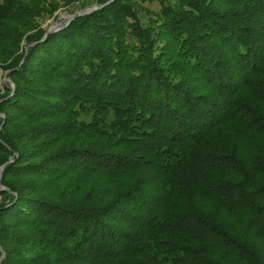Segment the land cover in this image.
Returning <instances> with one entry per match:
<instances>
[{
    "label": "trees",
    "instance_id": "1",
    "mask_svg": "<svg viewBox=\"0 0 264 264\" xmlns=\"http://www.w3.org/2000/svg\"><path fill=\"white\" fill-rule=\"evenodd\" d=\"M73 1L0 0L1 264H264V0Z\"/></svg>",
    "mask_w": 264,
    "mask_h": 264
},
{
    "label": "rangeland",
    "instance_id": "2",
    "mask_svg": "<svg viewBox=\"0 0 264 264\" xmlns=\"http://www.w3.org/2000/svg\"><path fill=\"white\" fill-rule=\"evenodd\" d=\"M48 1H51L54 3V2H58L59 0H48ZM91 4H93V0H75L71 3H68L67 6L65 5L60 6L51 15L46 13L39 19V23L41 24V27H43L46 31L48 28H52V26H58V24L63 23L69 14L77 13L80 10L85 9L88 5H91ZM145 5L151 10L158 9V5L156 2L145 4Z\"/></svg>",
    "mask_w": 264,
    "mask_h": 264
},
{
    "label": "water",
    "instance_id": "3",
    "mask_svg": "<svg viewBox=\"0 0 264 264\" xmlns=\"http://www.w3.org/2000/svg\"><path fill=\"white\" fill-rule=\"evenodd\" d=\"M109 1H112V0H109ZM108 1V2H109ZM107 2V3H108ZM100 6H102V5H96L94 8L95 9H97L98 7H100ZM88 9L89 8H85V9H83V10H80L79 12H77V13H71V14H69L67 17H66V19L64 20V22L63 23H61V24H58V26H52V28H48L46 31H45V33H44V35H46L47 33H49V32H52V31H56V30H58V29H60V28H63L72 18H74L75 16H77V15H83V14H86V13H88L89 11H88ZM26 48V47H25ZM2 81H4L5 80V75L2 77V79H1ZM3 123V122H2ZM11 159V158H10ZM5 165H6V163L5 164H3L1 167H0V178H1V174H2V171H3V169H4V167H5ZM0 189H4L3 187H2V185H1V183H0ZM0 251H1V255H0V264H1V259L3 258V256H4V252L2 251V249H1V246H0Z\"/></svg>",
    "mask_w": 264,
    "mask_h": 264
},
{
    "label": "bare ground",
    "instance_id": "4",
    "mask_svg": "<svg viewBox=\"0 0 264 264\" xmlns=\"http://www.w3.org/2000/svg\"><path fill=\"white\" fill-rule=\"evenodd\" d=\"M108 1H109V0H108ZM108 1H107V2H108ZM107 2H105V4H106ZM109 2H110V1H109ZM109 2H108V3H109ZM96 5H102V6H103L104 4H96V3H95V0H93V4L87 6V8H90V9H88V11L90 12L91 10H94V9H95L94 7H95ZM100 7H101V6H100ZM98 8H99V7H98ZM89 12H88V13H89Z\"/></svg>",
    "mask_w": 264,
    "mask_h": 264
}]
</instances>
